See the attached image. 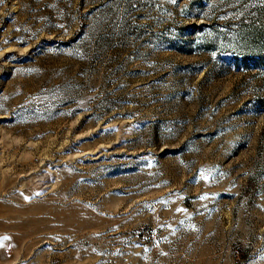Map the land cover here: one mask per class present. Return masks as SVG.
Listing matches in <instances>:
<instances>
[{"label": "rangeland", "instance_id": "rangeland-1", "mask_svg": "<svg viewBox=\"0 0 264 264\" xmlns=\"http://www.w3.org/2000/svg\"><path fill=\"white\" fill-rule=\"evenodd\" d=\"M0 264H264V0H0Z\"/></svg>", "mask_w": 264, "mask_h": 264}]
</instances>
